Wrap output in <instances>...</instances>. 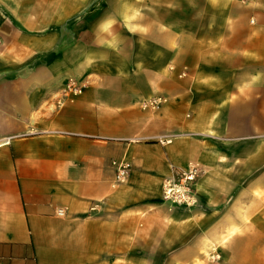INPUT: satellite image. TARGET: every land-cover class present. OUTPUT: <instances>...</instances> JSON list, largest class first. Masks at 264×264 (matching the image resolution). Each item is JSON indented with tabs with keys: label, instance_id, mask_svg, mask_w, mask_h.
<instances>
[{
	"label": "crops",
	"instance_id": "1",
	"mask_svg": "<svg viewBox=\"0 0 264 264\" xmlns=\"http://www.w3.org/2000/svg\"><path fill=\"white\" fill-rule=\"evenodd\" d=\"M160 259L264 264V0H0V264Z\"/></svg>",
	"mask_w": 264,
	"mask_h": 264
},
{
	"label": "built area",
	"instance_id": "2",
	"mask_svg": "<svg viewBox=\"0 0 264 264\" xmlns=\"http://www.w3.org/2000/svg\"><path fill=\"white\" fill-rule=\"evenodd\" d=\"M67 88L71 91L78 89L73 83H69ZM161 99L152 97L143 102L144 108H156ZM112 165L115 167L114 183H122L127 177L131 165L126 160H113ZM198 173L197 167L193 163H189L188 167L179 171L175 175L167 178L162 186V198L164 201L171 205H179L185 207H191L196 203L195 191L193 184ZM58 214H62L63 211L58 209ZM212 257H217L213 255Z\"/></svg>",
	"mask_w": 264,
	"mask_h": 264
},
{
	"label": "rangeland",
	"instance_id": "3",
	"mask_svg": "<svg viewBox=\"0 0 264 264\" xmlns=\"http://www.w3.org/2000/svg\"><path fill=\"white\" fill-rule=\"evenodd\" d=\"M170 204V203H169ZM226 242V238L225 237H222L218 242H216V243H211L210 241L209 242H207L206 244H205V249H207V252H206V250L205 251H202V257L204 258V259H206V260H208V261H215V260H217V259H219L221 256H219V254H211V249L212 248H219L220 246H222L224 243ZM173 243H175V242H173ZM160 244V243H159ZM158 244V245H159ZM213 255H217V257H212ZM161 257V256H160ZM156 262V264H165V263H162V261H161V259L159 260V261H155Z\"/></svg>",
	"mask_w": 264,
	"mask_h": 264
}]
</instances>
